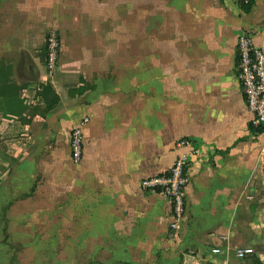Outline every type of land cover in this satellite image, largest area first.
I'll use <instances>...</instances> for the list:
<instances>
[{"label":"crops","instance_id":"crops-1","mask_svg":"<svg viewBox=\"0 0 264 264\" xmlns=\"http://www.w3.org/2000/svg\"><path fill=\"white\" fill-rule=\"evenodd\" d=\"M192 2L193 9L208 11L198 21L206 25L198 36L144 35L142 50L123 57L117 51L118 60L106 61L102 70L98 60L82 67L78 91L53 86L58 101L39 121L0 117V178L8 146L24 152L27 135L32 160L20 167L41 176L39 188L53 202L58 187L78 186L83 216L107 219L102 226L110 225L112 243L124 242L112 248L158 249L157 258L147 259L159 264H264V132L255 136L249 129L235 69L239 34L264 47V0H255L247 14L237 0ZM20 8L19 0H0V25H18L6 12ZM100 70L96 78L87 76ZM84 120L83 155L73 165L69 134ZM182 138L197 154L183 222L174 233L168 202L144 192L141 181L171 167L185 151L177 147ZM149 234L161 239L147 247Z\"/></svg>","mask_w":264,"mask_h":264},{"label":"rangeland","instance_id":"rangeland-1","mask_svg":"<svg viewBox=\"0 0 264 264\" xmlns=\"http://www.w3.org/2000/svg\"><path fill=\"white\" fill-rule=\"evenodd\" d=\"M19 1L17 12H6L19 24L0 25V117L29 123L43 118L54 103L53 86L78 91L86 76L82 67L96 66L98 60L102 70L106 61L118 60L117 51L123 57L129 49L142 50L144 35L198 36L206 28L198 21L208 13L205 7L193 9L192 0ZM199 1L206 6L209 0ZM101 70L87 76L96 78ZM22 138L28 147L16 153L15 144L8 146V165L0 178V264H159L148 260V255L159 256L158 249L112 248L124 242L112 243L110 225L102 226L107 219L83 216L78 186L58 187L56 201L48 200L47 191L39 188L41 176L34 178L31 168L20 167L25 158L32 160L29 137ZM145 238L148 247L161 234Z\"/></svg>","mask_w":264,"mask_h":264},{"label":"built area","instance_id":"built-area-1","mask_svg":"<svg viewBox=\"0 0 264 264\" xmlns=\"http://www.w3.org/2000/svg\"><path fill=\"white\" fill-rule=\"evenodd\" d=\"M244 1L245 0H239ZM235 69L243 100L250 114L249 128H264V47L255 46L247 32L237 36L235 45ZM82 124L75 126L69 134V160L78 165L83 155ZM177 147L185 151L178 155L171 167L141 181V189L161 196L170 206L171 220L168 229L178 232L185 213V189L189 185V168L197 151L188 138L178 140Z\"/></svg>","mask_w":264,"mask_h":264},{"label":"trees","instance_id":"trees-1","mask_svg":"<svg viewBox=\"0 0 264 264\" xmlns=\"http://www.w3.org/2000/svg\"><path fill=\"white\" fill-rule=\"evenodd\" d=\"M254 1H255V0H245V2H244V1H239V0H237V4H238V7H239V9L241 10V12L247 14V13H249V12L251 11V9L253 8ZM49 90H50V89H49ZM50 91H51V90H50ZM51 94H52L53 97L55 98V101H54V103L48 105V109H47V110H50L51 108H53V106H54V105L57 103V101H58L56 95H54L53 92H52ZM45 101H46V100H45ZM249 129H250L251 133L254 134L255 136L260 135V134H262V133L264 132V128L261 129V130H257V131H256V130H252L251 128H249Z\"/></svg>","mask_w":264,"mask_h":264}]
</instances>
